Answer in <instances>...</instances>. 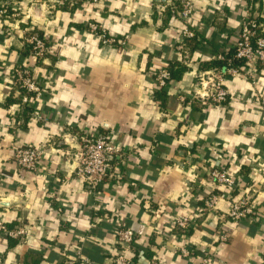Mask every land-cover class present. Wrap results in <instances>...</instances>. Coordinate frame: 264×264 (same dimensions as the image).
I'll return each instance as SVG.
<instances>
[{"label": "crops", "instance_id": "obj_1", "mask_svg": "<svg viewBox=\"0 0 264 264\" xmlns=\"http://www.w3.org/2000/svg\"><path fill=\"white\" fill-rule=\"evenodd\" d=\"M190 1L187 70L159 100L153 71L181 61L184 25L178 15L166 20V0H0V8L10 4L0 13V219L25 229L0 236V264H65L77 251L91 264H112L123 225L136 234L125 249L134 264L264 263V66L249 79L227 77L223 103L193 97L201 64L231 51L247 10L264 32V0ZM89 23L126 45L103 43ZM32 31L52 44L42 59L28 47ZM18 65L31 67L41 87L28 116L16 100ZM94 129L125 147L114 177L97 188L74 173L78 135ZM28 144L44 150L37 172L13 160ZM216 166L238 179L231 196L254 190L253 217L227 219L230 197L203 209Z\"/></svg>", "mask_w": 264, "mask_h": 264}, {"label": "built area", "instance_id": "obj_2", "mask_svg": "<svg viewBox=\"0 0 264 264\" xmlns=\"http://www.w3.org/2000/svg\"><path fill=\"white\" fill-rule=\"evenodd\" d=\"M95 3L98 0H87ZM9 3L1 5L0 13L6 15ZM169 9L174 15H178L184 22L180 30V42L177 46L181 52V62L186 64L188 51L186 48L187 40L195 36L194 30L190 27L193 7L190 0H166L163 10ZM89 30L98 32L103 43L115 44L121 48L126 45L125 38L115 39L109 37L101 31L95 23H89ZM263 23L252 11L247 10V15L241 20L238 33V40L231 47L232 55H218L217 59L227 62V67L220 71L218 69H205L199 77V87L195 89L193 97L201 100L203 103H223L228 97V91L225 87V79L229 76H241L243 78H252L259 67L264 66V34ZM264 33V32H263ZM30 45L32 55L36 59H42L50 50L51 43L46 36L32 31L26 38ZM234 60L242 61L241 65H234ZM155 88L166 87L170 80L169 70L166 66L159 67L153 71ZM13 79L17 87L23 90L20 103L24 106L29 105L32 99L41 94V87L33 78L31 67L27 65H18L13 69ZM77 138V135L74 136ZM80 141L79 149L75 155V175L91 188H97L104 180L114 177L115 170L118 171L119 162L117 158L125 153L124 146H117L110 137L98 130L88 131L78 135ZM44 153L42 147L32 144L16 147L13 151V160L19 166L27 170L37 172L40 170V159ZM209 179L212 180L214 187L211 186L208 192L203 209L208 211L216 210L217 201L222 197H230L229 208L226 211V218L234 222L251 218L256 213V204L252 199L254 190L249 186L244 189V194L239 197L231 196L234 189L239 187L238 179L224 167H213L209 170ZM223 186V192L217 191L219 186ZM187 219L179 218L176 225L185 229ZM25 229L9 228L3 220L0 219V236L4 237H22ZM136 234L129 226H118L115 230V243L119 246L115 253L112 264H134V262L125 255V249L135 243ZM228 239L227 233L219 234V242L223 243ZM180 253L187 256L191 250L187 247H181ZM75 260L65 264H91L89 259L82 257L77 251ZM203 262H208L210 257L206 254ZM150 264H161V262L152 260ZM264 264V263H262Z\"/></svg>", "mask_w": 264, "mask_h": 264}, {"label": "trees", "instance_id": "obj_3", "mask_svg": "<svg viewBox=\"0 0 264 264\" xmlns=\"http://www.w3.org/2000/svg\"><path fill=\"white\" fill-rule=\"evenodd\" d=\"M165 13H166V20L168 19V17L174 15L169 9H167L165 11ZM259 33L264 34L263 32H259ZM192 45L193 44H191V39L187 40L186 48H187L188 53H189V50L193 47ZM28 47L30 48L29 44H28ZM231 55H232V51L228 52L226 56L231 57ZM232 63L234 65H241L242 61L234 60V62H232ZM166 67L169 70L170 80L179 79L181 77L182 73L187 70L186 64L181 62V61L170 62L166 65ZM226 67H227V62L224 60H219V59H215V60L209 61L207 63L201 64V68L203 70H205V69H218L220 71H223ZM17 90H18L19 94L17 95L18 97H16V100L21 101V95L23 93V90L20 89L19 87L17 88ZM154 94H155L154 96L156 99L162 100L164 98V96L166 95L165 87L156 89ZM10 100L11 101L15 100V98H10ZM30 109L31 108L28 106H25V108L23 109V112H25L27 114L26 116H28Z\"/></svg>", "mask_w": 264, "mask_h": 264}]
</instances>
